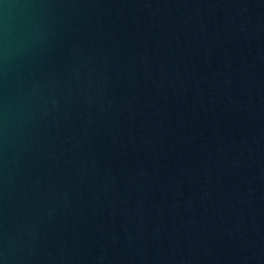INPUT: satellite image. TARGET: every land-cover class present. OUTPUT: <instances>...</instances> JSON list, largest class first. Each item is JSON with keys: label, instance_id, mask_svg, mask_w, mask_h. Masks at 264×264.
<instances>
[{"label": "water", "instance_id": "95a60500", "mask_svg": "<svg viewBox=\"0 0 264 264\" xmlns=\"http://www.w3.org/2000/svg\"><path fill=\"white\" fill-rule=\"evenodd\" d=\"M0 264H264V0H0Z\"/></svg>", "mask_w": 264, "mask_h": 264}]
</instances>
